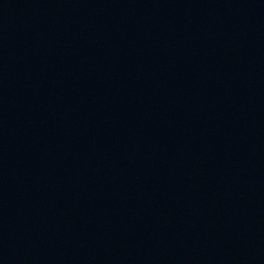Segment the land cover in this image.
Returning a JSON list of instances; mask_svg holds the SVG:
<instances>
[{
    "label": "water",
    "instance_id": "1",
    "mask_svg": "<svg viewBox=\"0 0 264 264\" xmlns=\"http://www.w3.org/2000/svg\"><path fill=\"white\" fill-rule=\"evenodd\" d=\"M0 264H264V0H0Z\"/></svg>",
    "mask_w": 264,
    "mask_h": 264
}]
</instances>
